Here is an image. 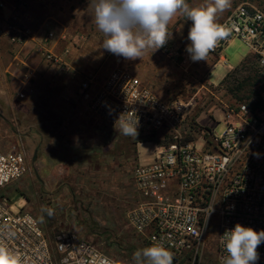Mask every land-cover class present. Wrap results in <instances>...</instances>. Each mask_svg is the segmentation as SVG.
Here are the masks:
<instances>
[{"label": "rangeland", "instance_id": "rangeland-1", "mask_svg": "<svg viewBox=\"0 0 264 264\" xmlns=\"http://www.w3.org/2000/svg\"><path fill=\"white\" fill-rule=\"evenodd\" d=\"M186 2L192 8L206 7L214 0ZM0 3L4 5L0 6V140L4 150L23 145L29 162L28 173L12 187L17 194V208L22 206L41 222L53 249L57 236L76 233L116 263L133 264V253L149 246L128 222L136 200L133 174L138 165L154 160L155 144L136 143L113 129L117 143L114 160L108 162V167L97 160L98 168L94 166L82 181L75 172L67 179L66 190H51L47 166L43 165L45 147L60 138L65 143H75L81 133L90 134L88 123L96 118L77 98L81 77L74 78L62 73L58 66L48 65L45 49L70 63L83 77L97 74L104 78L116 67V59L121 58L123 68L145 85L158 87L164 97L186 103L194 100L187 123L198 137L203 128L213 130L215 135L225 129L221 110L239 101L222 82L250 54L248 48L239 40L233 41L223 53L226 63L220 62L214 69L208 58L193 62L190 54L183 57L191 21L177 11L168 26L171 37L167 42L179 52L178 56L170 58L161 48L155 52L146 48L142 58L126 60L102 48L104 36L92 21L89 0ZM242 4L264 10V0H230L229 7L217 13L216 22L222 26ZM18 30L24 35L15 42ZM49 32H55L54 41H48ZM21 93L26 94L24 99H20ZM46 209H51L53 215L49 216ZM215 242L210 240L201 264H210L214 258ZM177 264L189 262L178 260Z\"/></svg>", "mask_w": 264, "mask_h": 264}, {"label": "built area", "instance_id": "built-area-1", "mask_svg": "<svg viewBox=\"0 0 264 264\" xmlns=\"http://www.w3.org/2000/svg\"><path fill=\"white\" fill-rule=\"evenodd\" d=\"M222 26L228 36L207 57L224 53L239 40L264 75V10L242 4ZM17 32L15 42L24 35ZM56 38L55 32L48 33V41ZM187 41L183 57L189 54L186 48L191 41ZM45 50L48 65L81 77L76 95L87 112L112 129L120 114L127 113L126 121L139 122L137 137L128 139L155 144L154 160L138 165L133 174L136 200L128 222L138 237L149 246L163 244L173 258L187 259L189 264H201L214 239L216 253L210 264H220L225 255L220 236L226 229L240 223L264 230V96L254 106L225 105L223 132L215 135L203 128L197 137L187 123L194 100L161 98L123 68L121 58L106 77H83L63 58ZM161 51L170 58L179 55L169 42ZM25 97L20 94V99ZM28 171L24 146L4 150L0 140V246L17 255L20 264H118L76 233L57 236L52 248L41 222L22 206L18 209L14 200L17 194L12 187ZM212 206L215 210L209 216ZM258 251L257 264H264V243Z\"/></svg>", "mask_w": 264, "mask_h": 264}, {"label": "clouds", "instance_id": "clouds-1", "mask_svg": "<svg viewBox=\"0 0 264 264\" xmlns=\"http://www.w3.org/2000/svg\"><path fill=\"white\" fill-rule=\"evenodd\" d=\"M229 5L230 0H214L206 7L192 8L186 0H89L92 21L104 36L102 48L126 60L142 58L146 48L154 52L162 48L171 37L168 26L177 11H182L191 21L188 32L191 43L186 48L191 60H206L217 42L228 36L216 22V15ZM126 114H120L115 127L122 135L137 137L139 122L126 121ZM214 210L212 206L209 216ZM46 211L53 215L51 209ZM261 243H264V230L256 231L237 223L220 236L225 251L220 264H257ZM0 264H20V258L0 246ZM133 264H173V255L163 244L154 242L133 253Z\"/></svg>", "mask_w": 264, "mask_h": 264}, {"label": "crops", "instance_id": "crops-1", "mask_svg": "<svg viewBox=\"0 0 264 264\" xmlns=\"http://www.w3.org/2000/svg\"><path fill=\"white\" fill-rule=\"evenodd\" d=\"M249 56L251 55L249 54L247 57ZM247 57H245V59ZM207 58L210 67L213 69L220 62L226 63V58L223 56V53ZM234 69H231L229 73ZM156 83L157 82H153V85H156ZM157 89L159 90L158 87L156 89L153 88L158 96L167 99V97H164ZM95 120L96 121L90 124L88 123L87 128L90 134L83 135L81 133L77 136L75 143L68 144L67 141L65 143L63 142L64 140L60 138L55 143H52L51 140L47 144V147H45L43 165L47 166L48 181H51L48 186L51 190L61 187L66 190L67 179L75 172L79 174V180L82 181V179L93 170L94 166L98 168L99 164H97V160L103 163L102 165L104 168L108 167V162H113L115 154L114 146L117 143L114 140V138H116L114 136V130L99 120ZM99 123L102 127L98 125ZM100 143L103 145L99 146ZM55 175L58 177L57 181L55 180ZM61 176L63 177L61 178Z\"/></svg>", "mask_w": 264, "mask_h": 264}, {"label": "trees", "instance_id": "trees-1", "mask_svg": "<svg viewBox=\"0 0 264 264\" xmlns=\"http://www.w3.org/2000/svg\"><path fill=\"white\" fill-rule=\"evenodd\" d=\"M222 85L238 99L239 103L247 102L254 106L263 100L264 75L259 70L253 56L247 57L239 67L231 71L223 80ZM182 261H187V259ZM177 262L178 259L173 258V264Z\"/></svg>", "mask_w": 264, "mask_h": 264}]
</instances>
